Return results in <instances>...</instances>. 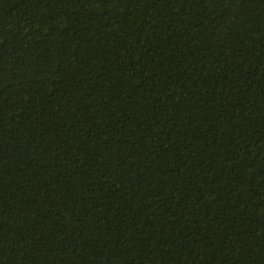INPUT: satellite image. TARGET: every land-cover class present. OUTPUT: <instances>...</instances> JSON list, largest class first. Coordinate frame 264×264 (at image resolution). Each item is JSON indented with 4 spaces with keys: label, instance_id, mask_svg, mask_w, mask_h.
Returning <instances> with one entry per match:
<instances>
[{
    "label": "trees",
    "instance_id": "trees-1",
    "mask_svg": "<svg viewBox=\"0 0 264 264\" xmlns=\"http://www.w3.org/2000/svg\"><path fill=\"white\" fill-rule=\"evenodd\" d=\"M0 264H264V0H0Z\"/></svg>",
    "mask_w": 264,
    "mask_h": 264
}]
</instances>
